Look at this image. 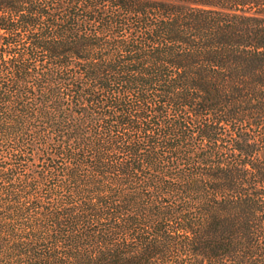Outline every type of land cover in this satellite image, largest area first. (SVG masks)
Listing matches in <instances>:
<instances>
[{
    "label": "trees",
    "instance_id": "1",
    "mask_svg": "<svg viewBox=\"0 0 264 264\" xmlns=\"http://www.w3.org/2000/svg\"><path fill=\"white\" fill-rule=\"evenodd\" d=\"M0 264H264V0H0Z\"/></svg>",
    "mask_w": 264,
    "mask_h": 264
}]
</instances>
